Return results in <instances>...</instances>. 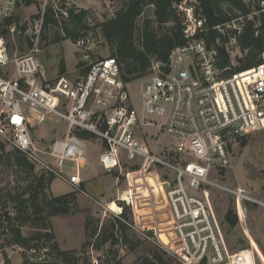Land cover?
I'll use <instances>...</instances> for the list:
<instances>
[{
    "label": "built area",
    "instance_id": "obj_1",
    "mask_svg": "<svg viewBox=\"0 0 264 264\" xmlns=\"http://www.w3.org/2000/svg\"><path fill=\"white\" fill-rule=\"evenodd\" d=\"M16 3L0 0V143L21 151L44 178L58 177L82 191L86 138L79 132L99 137L98 163L104 172H114L118 180L123 164L129 163L136 166L131 171L156 176L166 199L161 228L174 240L181 256L166 247L169 252L182 264H201L202 259V264H227L235 253L229 249L213 209L211 189L218 187L234 195L241 222L245 202L262 201L241 187L225 188L210 175L230 167L229 148L238 137L264 128V47L261 63L228 76L224 71L229 66H218V48L228 54L231 65L237 64L233 60L246 52L239 46V35L248 21L255 28L261 25L264 1L260 9L247 13L234 9L233 14L227 13V21L213 26L207 24L198 0L175 3L185 43L171 50L167 63L153 61L150 73L140 79V110L130 99L129 83L121 79L114 56L92 61L74 79L63 75L47 78L36 55L43 19L30 33L25 28L20 31L15 23L4 24ZM2 28L5 34L23 36L28 50L11 54ZM210 30L216 36L209 41ZM88 42V36L83 35L75 45L85 47ZM235 51L238 53L233 56ZM51 115L64 121V131L49 143H41L34 139L32 129ZM147 126L170 137L167 157L156 154L138 135ZM67 162L74 167L69 173L62 170ZM117 200L123 201L120 194ZM124 201L134 212L133 202ZM8 226L5 212L0 211V231L5 232ZM248 245L246 249L253 253L250 237ZM45 250L31 247L26 252L30 259L41 260Z\"/></svg>",
    "mask_w": 264,
    "mask_h": 264
},
{
    "label": "rangeland",
    "instance_id": "obj_2",
    "mask_svg": "<svg viewBox=\"0 0 264 264\" xmlns=\"http://www.w3.org/2000/svg\"><path fill=\"white\" fill-rule=\"evenodd\" d=\"M124 2L125 0H33V3L27 5L24 0H17L13 15L18 16L25 29H29L30 33L34 25L42 20L43 12L47 7H52L62 13V15L60 13L57 15L58 19L61 20L59 25L49 24L45 28L41 25L40 50L36 55L46 70L45 72H47V78H51L55 74L54 76L63 75L68 79H74L81 74L80 72L89 63L111 54L114 44L106 42L100 30V23L106 17H111ZM245 2L251 4L252 10L254 9V0H246ZM259 5L261 6V2ZM221 6L226 13L233 14L235 12L234 9L231 11L225 3H221ZM68 8L74 9L75 12L80 9L87 11L84 20L88 30L84 33L88 36L89 42L85 47L76 46L75 41L70 39L56 42L57 37L60 38L64 35L62 26H64L63 22L67 21L66 10ZM153 10L154 7L151 4L144 5L136 20L134 36L137 45L141 43V33L145 26L156 28ZM175 10L177 16L181 18V13L178 12L177 8ZM171 25L172 23L168 22L163 25L161 30H166ZM67 26L70 30L72 29V26ZM29 33L26 32L25 35L28 37ZM4 36L11 54L24 53L28 50V44L23 41V36L14 35L13 37L10 34ZM237 53L238 51H235L233 56ZM244 55L245 52L242 53V56ZM61 61H64L62 69ZM80 61L83 66L78 67L76 64ZM233 61L236 64L237 61ZM149 73L150 70L144 77ZM140 79L132 81L128 85L130 99L139 110L141 109ZM64 128V121L51 115L47 116L42 123L35 124L32 134L35 140L41 143H49L61 135ZM144 129V131L139 132L140 136L144 140H148V144L156 154L167 157L170 137L163 131H158L154 126H147ZM245 137L246 144L244 146L240 145L238 140L231 144L229 148L230 167L221 172L212 173L210 178L225 188L241 187L249 191L254 198L262 201V204L245 202L244 222L238 221L235 226L230 227L224 221L223 216L229 208L236 214L234 195L225 189L214 187L211 189V200L213 209L221 222L229 249L234 253L246 249L249 246L248 237H250L253 243L254 259L256 258V262H258L261 253L264 254V128L248 133ZM100 141L101 139L95 136L85 139L87 161L82 169V177L86 179L84 190L71 189L64 180L53 177L52 192L59 194L71 189L76 198L75 207H73L76 209L72 210L76 211L68 215L48 217L45 224H47V230L54 237L50 240L43 237L32 243H37L36 248H50L51 244L56 241L61 249L77 251L80 254V247L87 239L85 233L86 216H92V221L95 223L97 221L99 226L102 224L109 225L115 217L119 216V212L122 210L121 205H125L129 209L128 214L133 222L130 227L129 238L132 244H136L134 251H129L123 244L114 247L108 243L96 249L95 246L92 247L91 245L95 243L92 238L91 246L89 245L79 255L82 259L78 264H95V260L98 264H139L144 257L155 254L161 257L165 264H182L173 253L166 249L167 247L172 252L179 254V249L173 243L174 241L164 232V228H161V214L163 213L162 210L165 209L166 200L156 176L143 170L131 171L130 169L136 166L129 163L123 164V171L119 174L118 180L114 172H104L98 164ZM4 148L5 152L0 157V211L9 212L10 216L15 218L17 216L15 211L18 201L17 195L22 194L27 184L36 175H39V172L35 168H21L16 165L13 156L8 154L12 148L8 146ZM73 169V164L70 162L65 163L62 167L65 173H69ZM161 172L162 170L159 171V173ZM183 184L188 188L186 178L183 179ZM48 188L44 192L47 196H51V193L47 191ZM128 189L131 193L130 197L126 192ZM118 191L123 201L117 200L115 202ZM26 196V194L23 195V197ZM128 199L134 204V212L132 205H127L124 201ZM144 200L147 202H143ZM28 213L29 209H24L20 213V219H12L10 223L20 226L21 233L25 236L36 235L39 230L38 220L31 215V219L24 221L23 217ZM41 231L44 232L45 230L41 229ZM3 238L5 242L10 241L11 235L6 234ZM19 247L23 250L15 251ZM7 249L9 252L14 251L10 255L12 264H19L23 254L29 255L26 252L27 248L19 245H10L7 246ZM114 252L116 253L114 254Z\"/></svg>",
    "mask_w": 264,
    "mask_h": 264
},
{
    "label": "trees",
    "instance_id": "obj_3",
    "mask_svg": "<svg viewBox=\"0 0 264 264\" xmlns=\"http://www.w3.org/2000/svg\"><path fill=\"white\" fill-rule=\"evenodd\" d=\"M27 5L33 3V0H24ZM181 0H125L124 4L118 8L111 17H106L100 23L101 33L107 43L114 44V49L111 51V56H114L120 66V76L124 83H131L144 77L149 70L151 71V65L153 61L160 63H167L169 55L172 49L177 46H181L185 43V38L181 31L180 18L177 16L174 4ZM264 0H254V9H260L259 2ZM202 12L206 18V22L209 26L220 24L229 19L225 9L222 8L221 3H225L229 6L230 10H239L243 13L250 12L252 10L251 4L244 2V0H198ZM151 4L154 7L153 15L155 18L156 28H151L148 25L144 27L141 33V43L137 45L135 43V27L136 20L141 13L144 5ZM58 13L61 12L54 10L52 7H47L42 15V25L45 28L47 25H59L61 20L58 19ZM67 18L64 21L62 30L64 35L60 38L57 37L56 42L60 40L70 39L76 41L79 37L85 35V31L88 30V26L85 23V16L87 11L80 9L75 12L74 9L68 8L66 10ZM18 16L12 15L4 24L15 23L20 31H23L25 26L20 24ZM171 22L172 25L166 30H161L163 25ZM67 25L72 26L70 30ZM257 31V34L255 32ZM1 33L5 34L6 29L2 28ZM18 35V34H17ZM216 32L210 30V41L214 39ZM239 46L241 50H246L245 55L239 58L236 65H231L228 54L222 49L218 48L219 61L218 66L220 68L228 67L229 69L224 71V75L228 76L234 72H240L246 70L258 63L262 62L260 57L261 51L264 47V15H261V25L257 28L253 27V22L248 21L239 35ZM62 62V61H61ZM77 66H83L82 62H78ZM63 68V62L61 63V69ZM87 66L82 70L85 71ZM79 134L84 138H90L93 135L81 131ZM237 140L240 145L246 144V137H238ZM5 152L4 145L0 143V157ZM8 154L12 155L15 164L19 167L34 168L32 164L28 162L25 155L13 148ZM136 168V167H134ZM53 177L44 178L43 175H36L34 179L27 184L21 195H17V207L15 211L17 216H10L9 212H5L9 226L5 232L0 231V248L10 245H19L27 248L37 247V243L41 238L52 239L54 236L47 230V224L45 221L48 217L57 215H68L76 210L75 207V194L74 192H68L66 194L58 196H47L44 192L49 187ZM83 189V184H81ZM26 194V197L23 195ZM122 211L119 216L113 219V222L109 225L99 224L92 221V216H86L85 219V233L87 239L82 243L80 247V254L83 253L86 248L91 244V239H94L92 247L96 249L105 243L110 246L116 247L123 244L129 251H134L135 245L132 244L129 238V232L132 226V218L128 214L129 209L125 205H121ZM24 209H29V213L24 216V221L31 219V215L34 216L39 223V230L36 235L25 236L21 233L20 226L10 223L12 219L19 220L20 213ZM224 221L228 226L233 227L238 221L241 222L238 214L232 210L227 209L224 216ZM41 229L45 230L44 232ZM10 234L11 240L5 242L4 235ZM31 243V244H30ZM90 245V246H91ZM48 249V255L41 260L30 259L29 255L23 254V260L21 264H78L82 259L77 251H70L61 249L56 241H54ZM23 250V249H22ZM26 250V251H27ZM116 252H114L115 254ZM3 264H9L7 257L4 258ZM139 264H165L161 257L157 254L153 256H146Z\"/></svg>",
    "mask_w": 264,
    "mask_h": 264
},
{
    "label": "crops",
    "instance_id": "obj_4",
    "mask_svg": "<svg viewBox=\"0 0 264 264\" xmlns=\"http://www.w3.org/2000/svg\"><path fill=\"white\" fill-rule=\"evenodd\" d=\"M24 39V38H23ZM81 62V61H80ZM63 64H64V61H63ZM77 65V64H76ZM46 71V70H45ZM82 72V71H81ZM80 72V73H81ZM46 74H47V72H46ZM55 75V74H54ZM53 75V76H54ZM52 76V77H53ZM51 77V78H52ZM145 129H143L142 131H144ZM138 135L140 136V133H138ZM140 137H142V136H140ZM87 139V138H86ZM147 143H148V140H145ZM149 145V144H148ZM150 146V145H149ZM151 148V147H150ZM152 149V148H151ZM99 164V163H98ZM100 166V165H99ZM85 167V166H84ZM83 167V168H84ZM82 168V169H83ZM101 168V167H100ZM82 169H81V174H80V176H81V180H82V182H81V184H83V190L85 189V186H86V179H84L83 177H82ZM116 175V174H115ZM67 183V182H66ZM68 184V183H67ZM51 185H52V181H51V183H50V185H49V188L47 189V191H49L50 193H51V195L52 196H58V195H62V194H66V193H68V192H72L71 191V189H73L70 185V187H71V189H69V190H67V191H64L63 193H59V194H54L53 192H52V190H51ZM117 194H119V191H118V193ZM116 198V197H115ZM15 251H22V249L19 247L18 248V250H15ZM12 252H14V251H11V252H9L8 251V249H7V247H4L3 249H2V251H1V253H0V257H1V261H3L4 262V259H2L3 257L5 258V257H7V259H8V261H9V264H12L11 263V260H10V255H11V253ZM261 253V252H260ZM2 254L4 255L3 257H2ZM257 256V255H256ZM262 257V258H261ZM261 257L259 256V261L258 262H256V258H255V263L256 264H264V254H262L261 253ZM22 260H23V256H22V258H21V261H20V263L19 264H21L22 263Z\"/></svg>",
    "mask_w": 264,
    "mask_h": 264
},
{
    "label": "bare ground",
    "instance_id": "obj_5",
    "mask_svg": "<svg viewBox=\"0 0 264 264\" xmlns=\"http://www.w3.org/2000/svg\"><path fill=\"white\" fill-rule=\"evenodd\" d=\"M179 255L181 256L180 252ZM227 264H255V259L253 253H251L249 249H243L235 252Z\"/></svg>",
    "mask_w": 264,
    "mask_h": 264
},
{
    "label": "water",
    "instance_id": "obj_6",
    "mask_svg": "<svg viewBox=\"0 0 264 264\" xmlns=\"http://www.w3.org/2000/svg\"><path fill=\"white\" fill-rule=\"evenodd\" d=\"M44 255H45V256L48 255V250H45V251H44ZM204 262H205V259H202L201 264L204 263Z\"/></svg>",
    "mask_w": 264,
    "mask_h": 264
}]
</instances>
